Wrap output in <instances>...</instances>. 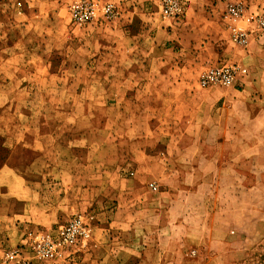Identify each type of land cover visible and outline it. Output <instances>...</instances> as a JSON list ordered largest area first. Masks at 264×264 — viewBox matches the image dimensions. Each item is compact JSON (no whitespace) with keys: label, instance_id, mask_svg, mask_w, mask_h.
<instances>
[{"label":"rangeland","instance_id":"1","mask_svg":"<svg viewBox=\"0 0 264 264\" xmlns=\"http://www.w3.org/2000/svg\"><path fill=\"white\" fill-rule=\"evenodd\" d=\"M110 1L115 18L78 28L74 0H0L1 168L14 177L1 181L0 264L28 229L74 217L89 230L76 254L35 264H264V0L189 13L180 0L176 18L163 0ZM234 4L252 17L246 46ZM223 64L248 74L202 87ZM27 211L35 223H20Z\"/></svg>","mask_w":264,"mask_h":264},{"label":"built area","instance_id":"2","mask_svg":"<svg viewBox=\"0 0 264 264\" xmlns=\"http://www.w3.org/2000/svg\"><path fill=\"white\" fill-rule=\"evenodd\" d=\"M163 14L178 17L182 12L180 0H163ZM72 22L75 27L83 28L100 17L113 19L117 8L108 0H74L71 6ZM227 17L231 19L232 34L242 46H246L248 33L239 22L252 23V17L244 14L241 4L231 5ZM264 27V17L259 21ZM248 74L246 68L235 64H223L204 72L200 78L202 87L234 86ZM89 235L88 225L81 217H74L55 230L32 231L24 234L22 244L5 258L15 264H35L37 262H58L73 257Z\"/></svg>","mask_w":264,"mask_h":264},{"label":"crops","instance_id":"3","mask_svg":"<svg viewBox=\"0 0 264 264\" xmlns=\"http://www.w3.org/2000/svg\"><path fill=\"white\" fill-rule=\"evenodd\" d=\"M108 1H110V0H108ZM117 1V0H116ZM117 2H119V1H117ZM135 2V4H138V1H134ZM137 2V3H136ZM141 2V1H140ZM190 2H192V3H190L189 4V9H187V11H188V13H189V11H190V9H192L193 8V0H190ZM123 5H125V4H123ZM136 9V8H135ZM258 58V57H257ZM256 58V59H257ZM256 76L259 78L260 76H262L263 78H264V69H261L260 70V72L258 73V74H256ZM254 84H255V89H256V96L254 97V99H264V82L263 81H260L259 79H257L255 82H254ZM13 172L11 171V169L9 168V167H3V168H1L0 169V188H1V185H2V183H1V181L2 180H4L5 181V183L7 184V183H10L13 179H14V177H12V176H10V174H12ZM21 182V186L19 185V200H22V201H25V200H27V198L25 199L24 197H23V195L24 194H26V192H28V190H27V188H26V186H25V183H24V181L22 180V179H19V183ZM8 185V184H7ZM9 193H11V194H14L15 195V190H13L12 192H9ZM7 196V194H3V193H0V209H1V207H2V200H3V198H5ZM7 198H8V196H7ZM9 198H13V196H10ZM28 214V211L27 212H24L23 214H21V215H19V217H18V219H19V221H20V223L22 222V221H27V222H31V224L32 223H35V221H31V219H32V217H30L29 215H27ZM2 220H3V214H1L0 213V234L1 235H4L5 234V230H6V228L8 227V226H4V225H2ZM20 225V224H19ZM61 226V225H60ZM32 227V226H31ZM59 227V226H58ZM58 227H55V228H53V229H48V230H55V229H57ZM28 230H30V229H28ZM27 230V231H28ZM48 230H38V228L37 229H34V230H32V231H48ZM26 233V232H25ZM24 233V234H25ZM1 238V237H0ZM21 239V237H19V240ZM24 239V238H23ZM23 242V241H22ZM22 242H21V244H22Z\"/></svg>","mask_w":264,"mask_h":264},{"label":"trees","instance_id":"4","mask_svg":"<svg viewBox=\"0 0 264 264\" xmlns=\"http://www.w3.org/2000/svg\"><path fill=\"white\" fill-rule=\"evenodd\" d=\"M6 161V154L3 145L2 138L0 137V169L3 166V163Z\"/></svg>","mask_w":264,"mask_h":264}]
</instances>
